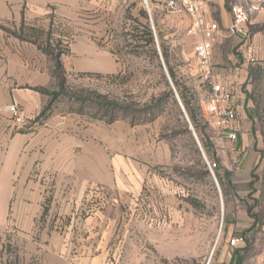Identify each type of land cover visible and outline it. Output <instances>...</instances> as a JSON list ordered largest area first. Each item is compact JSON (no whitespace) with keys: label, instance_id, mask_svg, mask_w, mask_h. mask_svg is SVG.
<instances>
[{"label":"crops","instance_id":"0c3cea01","mask_svg":"<svg viewBox=\"0 0 264 264\" xmlns=\"http://www.w3.org/2000/svg\"><path fill=\"white\" fill-rule=\"evenodd\" d=\"M110 1L0 0V264H117L105 246L113 237L105 234L101 191H135L138 180L152 174L154 121L107 123L73 110L69 98L62 107L61 94H51L65 82L56 76L61 66L100 75L120 69L106 40ZM205 3L208 18L221 27L230 24L224 0ZM253 12L264 13V0ZM243 28L241 36L247 33ZM184 38L197 40L188 33ZM51 39L68 43V54L52 53ZM213 64L221 70L214 71L219 81L228 88L234 84L238 129L234 141L218 136L215 149L227 161L237 156V173L248 177L258 162L250 111L227 64ZM191 65L195 72V62ZM11 104L26 118L21 127L6 110ZM227 220L215 264H238L234 248L243 242H228L253 223L238 205Z\"/></svg>","mask_w":264,"mask_h":264},{"label":"rangeland","instance_id":"374dc122","mask_svg":"<svg viewBox=\"0 0 264 264\" xmlns=\"http://www.w3.org/2000/svg\"><path fill=\"white\" fill-rule=\"evenodd\" d=\"M234 2L238 1L224 0V9L230 11ZM107 6L106 40L120 69L100 75L61 66L56 76L65 82L57 101L66 107L63 103L68 102L71 94L91 100L104 99L105 95L119 103L133 102L137 107L146 103L151 107L166 89L165 82L176 100L166 102L152 125V174L138 180L141 186L135 191L118 195L100 190L104 193L99 203L105 210V234L113 237L111 243L105 244L107 252L109 256L115 255L117 264H206L208 260L215 264L227 238L228 213L236 205L251 206L253 212L264 209V191H257L260 181L254 178L264 172V13L249 14L244 24L247 33L221 40L212 51V63L227 64L230 78L238 82L237 90L244 97V107L250 111V130L259 162L248 178L240 171L237 173V156L229 162L214 150L219 134L205 112L209 87L197 73L196 65L195 72L191 71L194 44L192 39L184 38L190 18L182 0H111ZM144 23L154 28L156 37L153 34L152 44L144 40ZM51 40L52 53L68 54V43ZM160 45L178 87L198 107V124L204 134L201 137L212 152L204 149L179 104ZM214 71L221 72L218 68ZM229 88L233 91L234 84L230 83ZM59 90L57 87L52 92ZM80 105L74 99L70 106L76 110ZM83 110L98 116L103 113L102 107L89 101L84 102ZM151 111L157 112L156 108ZM205 158L216 161V180ZM110 202L114 206L109 208ZM260 216L252 218L253 228L259 231L254 234L255 241L242 252L239 264H264V213ZM239 247H244V243Z\"/></svg>","mask_w":264,"mask_h":264},{"label":"built area","instance_id":"2783aa9c","mask_svg":"<svg viewBox=\"0 0 264 264\" xmlns=\"http://www.w3.org/2000/svg\"><path fill=\"white\" fill-rule=\"evenodd\" d=\"M247 5L232 3L230 6L231 22L225 27L210 19L206 15L205 4L202 0H182L183 7L188 17L190 25L187 32L197 38L193 46L196 71L209 87L205 112L209 117V122L217 131L220 137H226L230 141L237 139L235 128L236 109L234 106V94L228 86L219 81L214 72L212 63V47L220 39H226L243 33V26L252 11L258 10L263 0H246ZM146 8L148 9L147 3ZM154 37H156L152 27ZM176 93V92H175ZM11 114L12 121L16 127H21L26 123V118L22 115L16 105L11 104L6 107ZM205 162L214 180V169L217 167L216 161L207 160ZM240 236L232 237L229 246L242 243ZM206 264H210L209 260Z\"/></svg>","mask_w":264,"mask_h":264},{"label":"trees","instance_id":"16d2710c","mask_svg":"<svg viewBox=\"0 0 264 264\" xmlns=\"http://www.w3.org/2000/svg\"><path fill=\"white\" fill-rule=\"evenodd\" d=\"M142 15L144 17H146L144 12H142ZM142 28H143L144 40L146 41V43L148 42L149 44H152L153 43V31H152V29H150V27L148 26L147 23H144L142 25ZM160 49H161V54H162V57L164 59L165 65H166L167 75L171 79L174 87L176 88V90L178 92L180 101L182 103V106L184 108L186 115L189 118L190 123L192 124L195 132L197 133V135L200 139V142L202 143V146L204 147V149L206 151L208 150V151L212 152L211 151L212 148H210L208 143H205L201 137V136H204V134L202 132V129L199 128V124H198V117H197L198 116V107L194 106L191 103L190 99L187 98L183 89H180L178 87V83L175 80L174 72H173L172 68L167 63L166 55H165L164 48L162 45H160ZM63 85H64L63 81L60 80V82H59L60 90L57 92H51L52 96L62 94L63 93V87H64ZM165 86H166V89L160 94V96L156 99V102L151 107L148 106L146 103H143V105L141 107H137L136 104H134L133 102L127 103V104L119 103L116 100L107 99V97L105 95L102 96L104 99L100 98V99H96V100L95 99L91 100L90 98H85V97H81L79 95H73V94L68 95V97L71 100L75 99L76 101L80 102L81 105L78 108H76V111H78L80 113L88 114L87 112H84V110H83V105H84L85 101H89L90 104L94 103V104H96V106L102 107L103 113L100 116L92 114V113L88 114L93 118L104 120L107 123H111L115 120L121 119V120H128L131 124H141V123L154 121L160 115L163 107L165 106V104L168 100H171L173 103H176V100L174 99V96H173V92L168 87V83L165 82ZM42 91L47 92V90H42ZM153 108H156L157 112L151 111V110H153ZM44 110L40 113V116L44 114ZM214 150L216 152V149H214ZM211 161H215V160H211ZM257 177L260 181V186L257 190L258 191L261 190V193H262L264 191V172H262L260 174V176L259 175L254 176V178H257ZM246 211H247L248 216L250 218H253V219H255L256 217L261 218L260 214L262 212L264 213V209L261 212L260 211L253 212L251 206H247ZM258 231H259L258 228H253V223H252V225L250 227L243 229L239 233V236L242 237V239H243L244 247H235L234 248V252L238 258V264L241 262V260L243 258L242 252L245 249H247V247L250 246L251 242L255 241L254 240L255 239L254 234H256ZM262 243H264V241H262Z\"/></svg>","mask_w":264,"mask_h":264},{"label":"water","instance_id":"95a60500","mask_svg":"<svg viewBox=\"0 0 264 264\" xmlns=\"http://www.w3.org/2000/svg\"><path fill=\"white\" fill-rule=\"evenodd\" d=\"M176 97H177V99H178V101H179V104H180V106H181V108H182V110L184 111V108H183V106H182V103H181V101L179 100V98H178V95L176 94ZM185 116H186V113H185ZM187 117V116H186ZM187 120H188V118H187ZM191 130L193 131V128H192V126H191ZM194 132V131H193Z\"/></svg>","mask_w":264,"mask_h":264}]
</instances>
